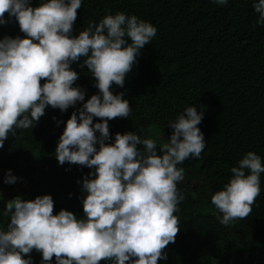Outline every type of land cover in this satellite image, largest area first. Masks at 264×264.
I'll list each match as a JSON object with an SVG mask.
<instances>
[{
  "label": "clouds",
  "instance_id": "1",
  "mask_svg": "<svg viewBox=\"0 0 264 264\" xmlns=\"http://www.w3.org/2000/svg\"><path fill=\"white\" fill-rule=\"evenodd\" d=\"M212 2L226 5L228 0ZM81 6L82 0H45L36 7L30 0H0V25L8 23L7 14L25 34L0 39V149L16 129H32L48 106L63 112L84 101L85 91L73 86L80 75L71 68L74 62L83 59L80 67L87 66L99 89L79 115L73 112L67 120L55 151L61 165L95 169L89 174L94 178L83 180L84 218L63 209L54 214L51 195L7 201L3 215H10V223L0 230V264H32L24 257L33 250L42 254L43 264H51L53 257L56 264H158L167 260L164 250L180 231L175 213L184 197L177 184L185 170L177 165L199 158L204 150L198 127L203 114L188 106L170 121L173 132L159 153L155 139L142 140L134 132H118L114 143H106L111 138L108 121L132 112L124 93L113 94L111 88L124 87L157 29L119 12L90 22L73 36ZM254 10L258 19L253 27L264 25V0H257ZM94 117L103 122L93 126ZM231 173L211 197L225 226L250 215L261 193L264 164L249 151ZM16 180L9 170L4 183Z\"/></svg>",
  "mask_w": 264,
  "mask_h": 264
},
{
  "label": "trees",
  "instance_id": "2",
  "mask_svg": "<svg viewBox=\"0 0 264 264\" xmlns=\"http://www.w3.org/2000/svg\"><path fill=\"white\" fill-rule=\"evenodd\" d=\"M42 2L30 0L33 7ZM255 2L82 0L78 9L73 36L90 22L98 24L106 15L119 12L157 29L137 56L124 87L113 84L111 88L113 94L124 93L132 112L128 118L108 121L111 138L106 143H114L118 132H134L142 140L155 139L159 153L173 132L170 121L188 106L203 114L198 127L206 146L199 158L177 165L185 170L177 184L184 197L175 213L180 231L175 243L164 250L167 260L158 264H264V173L260 174L261 193L248 217L225 226L211 203L212 195L230 180L231 168L247 152H256L264 164V25L253 27L258 19ZM4 19L8 23L0 25V39L24 38L15 18L6 14ZM81 63L83 59L71 68L80 74L73 86L85 91L84 101L63 112L48 106L32 129H16L0 149V230H7L10 223V215H3L6 202L17 196L34 200L51 195L54 214L63 209L84 218L83 180L94 178L89 174L95 169L61 165L55 156L67 120L99 94L91 72ZM102 122L94 117L93 126ZM9 170L17 178L14 184L4 183ZM4 192L8 194L1 198ZM24 258L43 264L42 254L35 250ZM51 264H56L55 257Z\"/></svg>",
  "mask_w": 264,
  "mask_h": 264
},
{
  "label": "rangeland",
  "instance_id": "3",
  "mask_svg": "<svg viewBox=\"0 0 264 264\" xmlns=\"http://www.w3.org/2000/svg\"><path fill=\"white\" fill-rule=\"evenodd\" d=\"M8 193L7 192H4L2 195H1V198H4Z\"/></svg>",
  "mask_w": 264,
  "mask_h": 264
}]
</instances>
